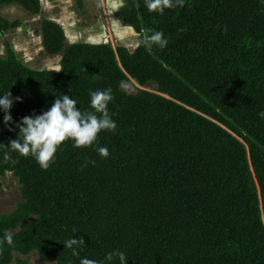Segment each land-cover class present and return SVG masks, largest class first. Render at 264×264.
Masks as SVG:
<instances>
[{
    "label": "trees",
    "instance_id": "1",
    "mask_svg": "<svg viewBox=\"0 0 264 264\" xmlns=\"http://www.w3.org/2000/svg\"><path fill=\"white\" fill-rule=\"evenodd\" d=\"M71 1L84 15L85 0ZM11 5L41 14L40 0H0ZM117 16L135 29L132 50L67 44L61 25L40 19L42 53L59 57V73L30 68L4 42L0 96L10 91L13 106L7 125L0 109V176L11 174L21 200L0 214V240L13 237L0 264H28L14 255L32 252L45 263L119 264L105 260L116 251L126 264H264V0H185L163 14L124 0ZM20 26L0 16L1 35ZM145 29L167 46L141 43ZM121 82L152 89L130 94ZM107 89L117 128L92 146L65 142L47 170L10 151L24 117L63 95L93 111L90 92ZM72 237L84 240L76 256L64 245Z\"/></svg>",
    "mask_w": 264,
    "mask_h": 264
},
{
    "label": "clouds",
    "instance_id": "2",
    "mask_svg": "<svg viewBox=\"0 0 264 264\" xmlns=\"http://www.w3.org/2000/svg\"><path fill=\"white\" fill-rule=\"evenodd\" d=\"M184 3L185 0H145L149 12L160 14H163L165 9L176 6L183 7ZM97 7H106L112 18L114 13L124 7V0H98ZM111 23L113 31L121 37L127 34H135V29L132 26H122L121 21L118 19L112 18ZM141 43L147 47L155 45L160 49H164L168 41L164 38L162 32L145 29ZM53 71L56 73L61 72L59 67H56ZM120 87L127 88V85L121 82ZM112 99L111 89L90 92V107L93 111L81 112L77 108L75 99L70 98L68 95L59 97L50 110L34 118L24 117L22 119L21 124L17 125L19 136L10 142V151L17 152L25 157L31 155L42 169L47 170L53 162L56 152L65 142L71 140L74 142V147L86 148L94 144L101 131L116 130L117 125L111 119L108 111V104ZM12 106L13 99L10 91L0 96V109L5 112L4 123L6 125L12 122V117L9 114ZM260 116L264 118V112L260 113ZM98 153L103 158H107L109 155L107 147L98 148ZM9 159L10 156L5 153L4 160L8 161ZM5 242L9 246L13 244L11 233L5 232L0 244ZM83 244L84 240L82 238L74 239L73 237L64 242L65 248L73 250V256L78 255L76 248ZM117 257L119 264H126L125 254L119 251L108 253L105 260L111 262ZM80 264H98V262L84 258L81 259ZM99 264H103V262H99Z\"/></svg>",
    "mask_w": 264,
    "mask_h": 264
},
{
    "label": "rangeland",
    "instance_id": "3",
    "mask_svg": "<svg viewBox=\"0 0 264 264\" xmlns=\"http://www.w3.org/2000/svg\"><path fill=\"white\" fill-rule=\"evenodd\" d=\"M40 3L41 14L34 17L29 16L15 5L0 9L1 17L10 22L19 21L22 23V26L14 31L0 34V56L4 51V42H8L30 68L53 70L58 67V56L49 57L42 53L41 39L37 34L39 21L42 18L61 25L67 44L77 42L109 43L113 47L125 46L132 50L139 42L137 34H127L121 37L113 31L111 19H118L117 12L111 18L106 7H97L98 0L84 1V15H78L73 10L71 0H40ZM122 26L127 25L122 23ZM136 88L151 90L152 86L140 88L129 84L124 90L132 94L136 92ZM0 186V214H8L21 200L19 186L10 173L0 176ZM14 258L27 260L28 264H54L42 262L36 252L30 253L27 257L14 255ZM11 264H16V262L13 261Z\"/></svg>",
    "mask_w": 264,
    "mask_h": 264
}]
</instances>
